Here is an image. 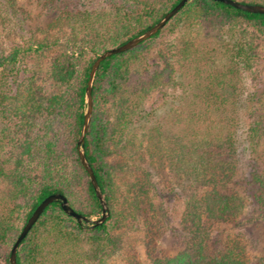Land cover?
Wrapping results in <instances>:
<instances>
[{
    "label": "trees",
    "instance_id": "obj_1",
    "mask_svg": "<svg viewBox=\"0 0 264 264\" xmlns=\"http://www.w3.org/2000/svg\"><path fill=\"white\" fill-rule=\"evenodd\" d=\"M112 1L131 8L113 7L109 13L63 9L52 21L56 28L68 25L72 34L83 21V39L73 35L76 57L50 56L58 51L56 41L0 48L1 264H9L14 239L50 194L61 193L83 216L101 215L77 153L91 64L179 2ZM236 1L264 5V0ZM164 36L178 38L177 44L148 57L151 43ZM263 38L264 14L213 0H187L154 35L101 61L83 150L108 215L89 229L67 216L59 201L51 202L18 246L17 263L108 264L120 244L117 232L147 224L162 203L179 250L155 264H264V250L251 262L239 240L216 239L224 224L243 227L239 217L246 202L264 223L262 93L241 92L246 78H258ZM47 82L61 91L49 92ZM242 115L246 139L239 140ZM121 151L139 157L145 171L119 191L113 176L118 167L108 159ZM175 199L182 202V212L171 226L167 205Z\"/></svg>",
    "mask_w": 264,
    "mask_h": 264
},
{
    "label": "rangeland",
    "instance_id": "obj_2",
    "mask_svg": "<svg viewBox=\"0 0 264 264\" xmlns=\"http://www.w3.org/2000/svg\"><path fill=\"white\" fill-rule=\"evenodd\" d=\"M113 7H119L123 12H128L131 8L123 2L112 0H54L48 3L46 0H0V48L8 51L12 46H26L29 42L46 40L51 43L56 41L58 51L56 49L51 50L50 56L65 52L69 56L76 57L73 37L76 36L77 40L83 39L84 31L87 30L81 27L83 26L82 20L77 21L75 25L77 29L74 34L70 33L68 25L67 27L64 25L63 28L53 27L51 23L57 14L63 9L66 11H83L86 9L109 13L114 11ZM177 40L176 37H160L151 43L148 57H157L160 52L165 53L166 44H177ZM258 59L257 80L252 81L246 78L241 92L243 94L257 93L258 91L262 93V100L258 109L264 118V38L258 48ZM43 60L45 63L47 62V59L44 58ZM47 83L46 88L49 92L61 91V88L54 83ZM244 121V115H242L241 127L238 130L239 140L246 139ZM262 135L260 150L262 149L264 153V131ZM132 157V153L121 151L108 159V162L118 167L114 170L113 176L119 186V191L123 190L125 182L140 178L144 174L145 169L142 160L139 157ZM230 190L237 191V193L242 192L240 187H232ZM76 197L79 199L80 194H77ZM163 206L165 205L162 203L156 205L155 211L152 212V218L147 224L140 227L131 225L117 232L120 244L116 252L107 259L108 264H155L156 261L172 257L178 252L179 249L174 243L171 228L166 225L163 218ZM167 206L166 214L171 226L176 225L182 212V202L175 199ZM260 215L259 211L250 207L246 202L243 213L239 217L240 220L243 219L242 223L245 222L243 227L232 223L224 224L222 228L218 229L220 233L216 234V239L233 238L239 240L244 245L251 262H257L259 255L264 250V223L260 220ZM98 217L100 216L90 219H97ZM84 225L91 229L89 224L85 223Z\"/></svg>",
    "mask_w": 264,
    "mask_h": 264
},
{
    "label": "water",
    "instance_id": "obj_3",
    "mask_svg": "<svg viewBox=\"0 0 264 264\" xmlns=\"http://www.w3.org/2000/svg\"><path fill=\"white\" fill-rule=\"evenodd\" d=\"M218 1L221 3H224L226 5H229L235 9H240L242 11H247L250 13H259L264 14V5L260 4H249V3H240L236 0H213ZM187 2V0H179V2L171 8L168 12H166L163 17L156 22L154 25H152L150 28L142 32L141 34L129 39L125 43L118 45L116 47H112L109 49H106L105 51L98 54V56L94 59L93 63L91 64V68L89 71L88 81L85 88V111L83 114V122L81 123V129L80 133L77 139V153H78V159L81 163L83 170H85L88 180L94 190L95 196L97 197L100 205H101V215L97 219H90L86 216H83L82 214L76 212L68 203L67 198L62 195L61 193H53L48 196H46L33 210V212L30 214L28 219L26 220L25 224L21 228L20 232L14 239L12 246L10 248L9 257L7 260H9V264H18L16 261V251L18 246L20 245L22 239L26 236L28 231L31 229L33 224L38 220L40 217V214L44 211L45 207L49 205L53 201H59L60 207L62 211L69 217L75 219L78 223H86L89 224L90 228H93L95 225L102 223L106 216L108 215V206L107 203L103 197V194L97 184L96 178L94 176L93 170H91V166L86 160V157L84 155L83 150V144H84V137L87 132L89 122L91 119L92 114V97H91V88L92 83L94 80V76L96 73V70L100 64L101 61H103L105 58L109 57L110 55L126 51L128 49H131L138 45L140 42L148 39L152 35H154L157 31H159L164 25L177 13V11Z\"/></svg>",
    "mask_w": 264,
    "mask_h": 264
}]
</instances>
